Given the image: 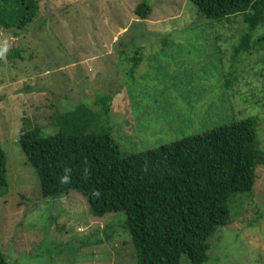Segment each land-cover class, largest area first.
Wrapping results in <instances>:
<instances>
[{
    "label": "rangeland",
    "instance_id": "obj_1",
    "mask_svg": "<svg viewBox=\"0 0 264 264\" xmlns=\"http://www.w3.org/2000/svg\"><path fill=\"white\" fill-rule=\"evenodd\" d=\"M38 2L24 29L0 28V141L9 182L0 191V248L7 264H137L124 213L94 217L76 192L43 198L19 146L22 130L52 135L54 116L82 104L128 157L252 119L264 152V27L240 51V15L210 20L188 0ZM143 3L146 20L136 15ZM105 96L113 98L109 118L95 105ZM256 174L253 191L230 204V223L209 239L205 264H264V167Z\"/></svg>",
    "mask_w": 264,
    "mask_h": 264
},
{
    "label": "trees",
    "instance_id": "obj_2",
    "mask_svg": "<svg viewBox=\"0 0 264 264\" xmlns=\"http://www.w3.org/2000/svg\"><path fill=\"white\" fill-rule=\"evenodd\" d=\"M188 1L210 20L223 22L240 15L244 24L240 51L264 27V0ZM39 9L38 0H0V28L24 29ZM149 14L145 3L136 8L143 20ZM14 52L9 50L8 58ZM224 96L230 102L228 94ZM112 100L105 96L95 102L106 118ZM200 111L195 119L203 116ZM97 118L96 112L80 104L54 116L55 134L40 128L22 130L19 146L38 176L43 198L57 200L76 192L94 217L124 213L137 264H182L184 257L190 264H205L209 239L231 221L230 204L238 195L253 191L257 168L264 167L256 121L223 125L124 157L111 131L95 128ZM7 163L0 141V191L4 192L9 189ZM65 175L67 181L61 182ZM0 264H7L1 248Z\"/></svg>",
    "mask_w": 264,
    "mask_h": 264
},
{
    "label": "clouds",
    "instance_id": "obj_3",
    "mask_svg": "<svg viewBox=\"0 0 264 264\" xmlns=\"http://www.w3.org/2000/svg\"><path fill=\"white\" fill-rule=\"evenodd\" d=\"M67 179H68V177H67V175H65V176H63V177L61 178V182H66Z\"/></svg>",
    "mask_w": 264,
    "mask_h": 264
},
{
    "label": "flooded vegetation",
    "instance_id": "obj_4",
    "mask_svg": "<svg viewBox=\"0 0 264 264\" xmlns=\"http://www.w3.org/2000/svg\"><path fill=\"white\" fill-rule=\"evenodd\" d=\"M194 116V114L192 115V117Z\"/></svg>",
    "mask_w": 264,
    "mask_h": 264
}]
</instances>
